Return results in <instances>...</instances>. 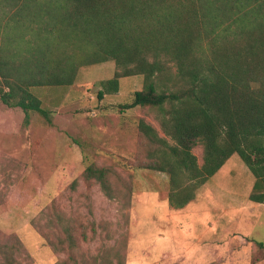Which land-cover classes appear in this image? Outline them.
Instances as JSON below:
<instances>
[{
  "label": "trees",
  "instance_id": "obj_1",
  "mask_svg": "<svg viewBox=\"0 0 264 264\" xmlns=\"http://www.w3.org/2000/svg\"><path fill=\"white\" fill-rule=\"evenodd\" d=\"M0 1L15 9V22H0V102L19 107L25 125L31 112L51 122L30 87L67 86L79 67L113 60L98 96L143 75L119 109L157 111L162 135L137 120L154 147L141 166L167 175L170 205L194 200L233 153L254 177L249 201L264 204V0ZM110 171L88 160L81 176L112 196ZM2 245L1 262L13 264L18 241Z\"/></svg>",
  "mask_w": 264,
  "mask_h": 264
},
{
  "label": "rangeland",
  "instance_id": "obj_2",
  "mask_svg": "<svg viewBox=\"0 0 264 264\" xmlns=\"http://www.w3.org/2000/svg\"><path fill=\"white\" fill-rule=\"evenodd\" d=\"M0 8V22H15L13 6ZM114 70L107 60L79 67L70 85L30 87L50 123L31 112L25 125L19 107L0 102V250L18 241L13 264H264L255 244L264 242V204L249 201L254 177L239 155L194 200L170 205L167 175L142 167L154 147L137 120L162 135L157 111L119 109L143 75L120 77L99 97ZM192 152L201 163V147ZM88 160L111 168L112 196L82 178Z\"/></svg>",
  "mask_w": 264,
  "mask_h": 264
}]
</instances>
